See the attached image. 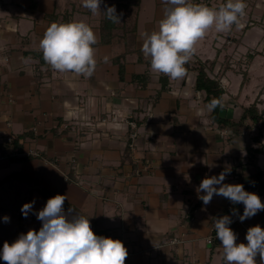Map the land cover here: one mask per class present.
<instances>
[{
    "label": "crops",
    "instance_id": "obj_1",
    "mask_svg": "<svg viewBox=\"0 0 264 264\" xmlns=\"http://www.w3.org/2000/svg\"><path fill=\"white\" fill-rule=\"evenodd\" d=\"M111 2L117 4V14L122 13L121 22L115 23L112 42L102 43L101 22ZM225 2L212 0L210 6ZM245 3L240 26L225 32L229 39L217 47V56L198 58L217 60L209 73L229 83L221 115L233 121H239L243 107L251 105L233 94L235 106L229 108L233 72L242 75L237 90L242 83H248L244 90L250 92L260 85L258 107L264 110L260 108L264 72L257 74L256 69L264 64V43L248 52L252 59L246 53L239 60L246 62L245 80L236 61L224 57L237 51L233 45L241 44L254 24L264 29V0ZM164 7L162 0H101V11L93 15L82 0H0V246L21 227L41 228L35 215L22 213L25 203L40 196L47 202V195L62 194L89 217L92 230L94 222H100L110 229L108 237L120 238L132 254L125 264H214L218 254L220 264H227L219 240L212 251L206 239L229 200L214 195L204 205L197 189L206 176H218L226 169L230 174L224 183L230 184L237 183L240 174L252 173L246 160L247 145L253 142L251 130L233 135L232 129L221 130L211 122L205 92L195 88V71L181 79L169 78V89H162V74L152 72L141 47L142 34L158 30ZM66 10L72 12V20L93 27L97 36L91 77L60 73L48 64L50 75L45 77L49 68L40 64L39 41L56 22L53 15ZM117 58L125 66L123 77ZM225 130L230 131L228 136ZM8 135H20L22 149L41 155L8 156ZM262 157L264 151L258 160L264 170ZM250 192L264 202V194ZM244 221L264 228V210ZM233 231L238 243L243 232L237 226ZM181 234L183 242L167 245L166 238ZM256 259L260 264L259 256Z\"/></svg>",
    "mask_w": 264,
    "mask_h": 264
},
{
    "label": "clouds",
    "instance_id": "obj_2",
    "mask_svg": "<svg viewBox=\"0 0 264 264\" xmlns=\"http://www.w3.org/2000/svg\"><path fill=\"white\" fill-rule=\"evenodd\" d=\"M101 0H82V6L93 15L100 10ZM165 5L159 28L142 34L141 51L150 58L153 73L163 74L172 80L186 75L185 65L196 53V45L210 29L217 33L240 26L247 7L245 0H226L219 7L193 2V0H162ZM113 23L121 22L115 6L104 11ZM98 43L93 27L84 21L52 22L46 28L39 48L44 61L60 73H74L91 77L96 67L95 48ZM222 106L218 99L210 101L209 109ZM230 169L218 176H206L198 186V198L204 205L214 195L228 199L233 205H244L241 222L264 210V202L255 192L246 191L243 184L224 183ZM200 193H203L202 195ZM66 195L50 197L36 213L42 222L39 231L30 229L20 234L11 244L4 242L0 259L5 264H125L128 250L119 239L98 236L91 228L89 217L73 215V209H64ZM33 203H25L21 211L25 217L33 210ZM233 215L236 210L232 209ZM7 222L9 217L5 216ZM229 215L216 218V237L223 247L227 264H264V228L249 227L247 243H237V234L229 227Z\"/></svg>",
    "mask_w": 264,
    "mask_h": 264
},
{
    "label": "trees",
    "instance_id": "obj_3",
    "mask_svg": "<svg viewBox=\"0 0 264 264\" xmlns=\"http://www.w3.org/2000/svg\"><path fill=\"white\" fill-rule=\"evenodd\" d=\"M33 1V0H32ZM212 0H197L196 2L200 3H206L207 5H210V2ZM117 5L114 3H107L106 7ZM53 17L54 20L57 22L59 18L62 17L60 22H68L72 20V12H69L68 10L59 13L54 14ZM115 28V23L110 21L106 18V15L104 19L101 22V32H102V43H110L112 42L113 35V29ZM252 53H248V58H253ZM116 62L119 63L120 66V74L123 77L125 73V66L121 62V58H117ZM217 60H207L203 61L201 59H197L195 61L188 62L185 67L187 69L186 73H189L190 71H195L197 73V80L195 83V88L198 91H204L205 92V100L209 104L210 101L213 99H218L221 101L223 106V99L224 95L226 93V89L223 87V84L221 82L220 78L217 77H211L209 74V71H214L216 66ZM40 64L45 65L47 68V74L46 76L50 75V67L47 66V63L44 61L43 57L41 58ZM147 64L150 65V58L147 60ZM244 74V80L246 79L247 72H242ZM161 83H162V89L167 90L169 89V77L165 75H161ZM222 106H217L214 109H210L209 117L211 119V122L213 124H216L217 127L221 130H224L226 128L232 129V134L237 135L240 134V128L246 127L250 131V135H252V143L247 145V155L246 160L247 164L251 166L252 173L249 175H242L240 174L238 176V182L240 184H243L246 191H257L260 194H264V170L260 167L258 160L260 154L264 151V146L260 142L263 132H264V110H260L258 107V104L256 102H253L249 106L243 107V114L241 115L239 121H233L228 118H225L221 115V109ZM251 120L252 125H247L246 121ZM258 127V132L254 134V128ZM21 136L15 137V143L18 144V139ZM18 146L21 148V146L18 144ZM52 197V196H51ZM47 198L49 199L50 196L47 195ZM228 206V205H227ZM225 207L219 214L216 216V218H219L223 215H231L233 214L232 209L234 208L236 210L237 214H243L244 211V205L242 203L233 205L231 203L232 209L229 210L228 207ZM64 207L68 210L69 208L73 209V215H83V213L80 211L79 208L74 206L73 204H70L68 201L65 200ZM216 220V219H215ZM214 220V223H215ZM95 223V229L93 230L94 233L98 236H110L111 232L110 229L106 228L104 229L102 227V224L100 222H94ZM28 230H26L24 227L19 228L7 242L12 243L15 241L20 234H26ZM216 233V232H214ZM218 242V238L215 236V242L212 245V251L216 247V244ZM3 244L0 246V250H2ZM2 260V259H1ZM5 262V261H4Z\"/></svg>",
    "mask_w": 264,
    "mask_h": 264
},
{
    "label": "rangeland",
    "instance_id": "obj_4",
    "mask_svg": "<svg viewBox=\"0 0 264 264\" xmlns=\"http://www.w3.org/2000/svg\"><path fill=\"white\" fill-rule=\"evenodd\" d=\"M242 26H245V25H243V23H242ZM254 27V28H253ZM251 28H253L254 30H253V32H250V33H248V34H246L245 35V37H244V39H243V41L241 42V44H234L233 45V48H235V46L238 48L237 49V51L234 53V54H229L228 52H227V55L228 56H225L224 55V57H227V59H231V58H233L232 59V61L234 60V62H235V68H236V70L238 71V72H243V69H245V68H247V66L245 65L246 64V62H244V61H239V60H243V58H242V56L244 55V54H246V53H248L249 51H252V50H255V49H260V47L261 46H259V44H260V41H261V43H264V40H263V38H264V31H262V30H264L263 29V27H261V26H259L258 24H254L252 27H250V29ZM244 29V28H243ZM245 30V29H244ZM226 33L224 32V33H217L214 29H210L207 33H206V35H205V37L202 39V40H200L198 43H197V45H196V53L193 55V57L191 58V61H195V60H197L198 58H203V59H205V57H211L212 59H214L216 56H217V47L220 45V46H222L223 45V42L225 41V39H226V43L228 42V37H227V34L225 35ZM222 42V43H221ZM224 51H227V50H224ZM231 56V58H230V56ZM197 56V57H196ZM244 57V56H243ZM197 58V59H196ZM247 60V58H244V60ZM263 59V57H261V56H259L258 57V62L260 61L261 62V60ZM238 61V62H237ZM225 62H226V60L225 61H223V64L225 65ZM261 64V63H260ZM216 65H217V63H216ZM218 68L219 67H217L216 68V70H218ZM257 74H260V72L262 71V72H264V64H262V65H259L257 68ZM210 73L212 72V71H209ZM209 73V74H210ZM214 74V73H213ZM264 74V73H263ZM217 77V76H216ZM239 78H241L242 79V75H241V77H240V75L239 74H236V73H232V77H231V86L233 87L232 88V91H234L232 94L230 93V98H228V97H226V106L227 107H229V106H231V107H229L230 109H232L233 108V106H235L234 104H235V102L236 101H234L233 99H234V97L232 96L233 94L234 95H241V97H240V99H241V101H243V102H245V103H247L248 101L247 100H249L250 102L248 103V104H252L253 102H256L258 105H259V103H260V100H261V97H262V92L260 91V85L258 84V85H256L255 87H254V89H252L251 90V92H250V90L249 89H247V91L246 90H244V87H245V85H248V83L246 84H244V83H242V85H240V88H239V90H237L236 89V87H237V83H238V81H239ZM223 85H224V88L225 89H227L228 88V82L226 83V82H224V83H222ZM240 84V83H239ZM239 86V85H238ZM254 85H251V87H253ZM229 88H231L230 86H229ZM235 89H236V91H235ZM246 95V96H245ZM248 96V98L249 99H245V97H247ZM230 99V101L229 102H231V105H229V104H227V103H229L228 102V99ZM232 98V99H231ZM262 100H264V99H262ZM229 105V106H228ZM249 106V105H248ZM263 106V107H262ZM260 108H264V104L262 105L261 104V107ZM225 112V111H224ZM231 113V111H229V113L228 114H230ZM248 123H251V121H247ZM243 129H246V127H243V128H240V131L241 130H243ZM229 130H225V134H227L226 136H228V134H229ZM245 132H246V130H245ZM258 132V127L256 126L255 128H254V134L255 133H257ZM247 133H249V132H247ZM262 137L264 138V132H263V135H262ZM262 144H263V146H264V143H263V141H262V139H261V141H260ZM260 163H264V158L262 157L261 158V162ZM143 169V171H144V169L146 170V168L145 167H143L142 168ZM231 184H235V180H233L232 182H231ZM53 197V196H52ZM90 200H93L92 198H90ZM230 202V201H229ZM35 204H34V206H33V210L32 211H34V212H29V214L27 215V216H32V215H35V218L37 219V216H36V213H38L44 206H45V204H46V202L41 198V196L40 197H36V200H35V202H34ZM64 209H66L65 207H64ZM67 212V211H66ZM168 229V228H167ZM166 232V231H165ZM242 236H244V235H242ZM122 237V236H121ZM174 237H179L182 241L181 242H183V239H184V235L183 234H181V235H179V236H175V235H173L172 237L170 236V237H168V238H166L165 239V241H168L167 242V245H169L170 243H171V241H172V239L174 238ZM111 238H113V237H111ZM114 239H120L119 237H116V238H114ZM180 242V243H181ZM206 242H207V239H206ZM214 242H215V240L213 241V243L212 244H208L209 246H210V248L212 247V245L214 244ZM220 242V241H219ZM241 242V239L239 240V242L238 243H240ZM180 243H171V245L172 244H180ZM184 244V243H183ZM204 246H206V244L204 243ZM212 249V248H211ZM130 252H128V255H132V254H129ZM132 253H135V251L134 252H132ZM148 253H149V251H145V254L146 255H148ZM127 255V256H128ZM220 262H221V259H220V254H218L216 257H215V261H214V264H220ZM161 263V262H160ZM0 264H3V263H1V261H0ZM5 264V263H4Z\"/></svg>",
    "mask_w": 264,
    "mask_h": 264
},
{
    "label": "built area",
    "instance_id": "obj_5",
    "mask_svg": "<svg viewBox=\"0 0 264 264\" xmlns=\"http://www.w3.org/2000/svg\"><path fill=\"white\" fill-rule=\"evenodd\" d=\"M6 143L9 145V149L7 151L8 156L10 157H20V156H40V152L31 148L28 149H22L18 146V144L21 146L22 141L19 142L18 140V144L15 143V137L13 135H8L6 138ZM228 209L231 210L232 206H231V202L228 203ZM241 214H236V215H229L232 218V223L229 225V227L232 230H235L236 226L241 230V232H243L241 237V242L247 243L246 241V233L249 227L254 226L251 223H247L245 221L241 222L239 219V216ZM215 232V227L214 224L211 227V232L209 234V236L207 237V243L208 244H212L213 241L215 240V236L216 233ZM182 240L179 237H174L171 241V243H180Z\"/></svg>",
    "mask_w": 264,
    "mask_h": 264
}]
</instances>
